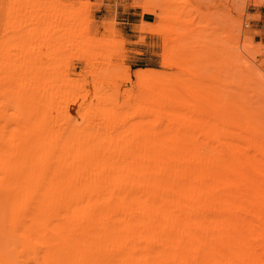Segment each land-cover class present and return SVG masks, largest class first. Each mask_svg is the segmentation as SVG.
<instances>
[{
  "label": "bare ground",
  "instance_id": "bare-ground-1",
  "mask_svg": "<svg viewBox=\"0 0 264 264\" xmlns=\"http://www.w3.org/2000/svg\"><path fill=\"white\" fill-rule=\"evenodd\" d=\"M42 1L0 14L13 22L0 31V264H264V125L255 113L210 92L202 70L189 80L139 70V108L130 91L120 103L95 78L62 79L50 52L46 63L41 50L32 56V41L61 15L79 14L93 33L102 5ZM135 7L167 21L159 0ZM78 39L76 60L89 62L95 45Z\"/></svg>",
  "mask_w": 264,
  "mask_h": 264
},
{
  "label": "rangeland",
  "instance_id": "rangeland-1",
  "mask_svg": "<svg viewBox=\"0 0 264 264\" xmlns=\"http://www.w3.org/2000/svg\"><path fill=\"white\" fill-rule=\"evenodd\" d=\"M23 1L0 0V14L14 10V5ZM159 1L167 19L164 24L136 8L139 0H63L102 5L101 11L97 12L94 7L91 14L95 31L86 33L87 19L79 14L63 15V18L61 15L60 19L49 23L54 29L51 34H41L32 41V56L41 50L38 57L46 63L50 52L51 59L57 63L59 77L70 76L80 86L95 78L110 85L112 95H118L120 103L124 94L130 91V105L137 108L143 107L146 99L144 91L136 87L135 75L139 70H154L169 80L177 77L189 80L193 78L192 74L202 70L210 78L204 82L210 92L215 88L220 90L225 102L233 97L239 99L255 113L256 124L264 125V37L252 32L250 23L256 17L249 15V2L243 14L233 12L232 19L228 20L225 13L240 0ZM47 9L50 14L58 15L62 14L63 7ZM39 10L37 4L30 7L33 14ZM43 15L45 13L39 19H30L36 25L43 22ZM128 22L138 24L123 25ZM12 23H0V31L8 30L7 25ZM144 24L161 27L160 35L143 33ZM110 29L115 30L116 35ZM74 37H79L80 43H94L89 52L90 64L76 60L80 48L74 47ZM117 42H124L121 56L115 54L119 48ZM165 58L169 63L166 68ZM124 68L131 70L129 81ZM86 93L84 90L83 94ZM78 121L79 117H76L74 122Z\"/></svg>",
  "mask_w": 264,
  "mask_h": 264
},
{
  "label": "crops",
  "instance_id": "crops-1",
  "mask_svg": "<svg viewBox=\"0 0 264 264\" xmlns=\"http://www.w3.org/2000/svg\"><path fill=\"white\" fill-rule=\"evenodd\" d=\"M257 3H263L261 6H257ZM249 15L256 17V20L250 23V27L253 28L252 32L264 37V0H249ZM138 23L128 22L123 25L126 27H132Z\"/></svg>",
  "mask_w": 264,
  "mask_h": 264
}]
</instances>
